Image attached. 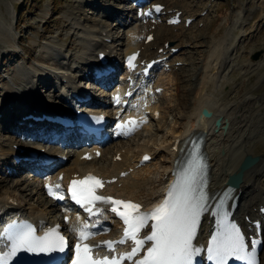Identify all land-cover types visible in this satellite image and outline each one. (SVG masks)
Masks as SVG:
<instances>
[{"label": "rangeland", "instance_id": "obj_1", "mask_svg": "<svg viewBox=\"0 0 264 264\" xmlns=\"http://www.w3.org/2000/svg\"><path fill=\"white\" fill-rule=\"evenodd\" d=\"M97 1L98 0H0V21L4 25L3 31H0V105L5 98L10 97V99H12L11 97H13V99H17L18 102L20 101L21 104H19V106L22 110L23 105H26L25 102L28 101L27 97H30L32 94L35 96H42L43 94L46 100H52L53 95L58 96L59 93L54 90L56 89L55 85L59 83V75L65 69L68 70L69 66H71L72 69L81 66L79 62H83L81 61L83 57L90 55L86 47H89L90 50L92 48H97V46L95 47L87 43L88 39L90 40L93 38V40L95 42L97 41L96 43L100 45L102 41L100 32L102 31L106 34L113 35L115 44L119 48L126 44L125 36H121L122 30L116 27L115 17L111 20H107L104 14H102L108 11L107 6H114V8L118 7L120 9L124 7V3L121 2V0H100V4H102L104 8L99 10L98 7H92L94 2ZM172 1L183 2L182 6L184 9L191 11L195 16L199 17L195 25L185 32L181 27L170 28L173 29L175 36H180L179 42L170 39L171 42L178 43L175 47L178 46L179 43H182V41L184 43H182L181 46L184 44L188 46V48H186L187 50L184 51L185 54L183 53L182 59L177 56L174 58L173 63L183 61L184 63L187 62L188 66L181 68L183 72L181 71L178 76L179 84L177 86L179 91H175L176 95H174V98L167 101L162 99V101H160L162 106H164V108L162 107L163 110H165L164 113L166 116L164 117L163 115L164 121L160 124L150 126L151 129L142 132L138 139L136 138V140L129 141L126 144L136 147V143L140 139L148 141L151 145L154 144L153 147L158 148L161 146V148H163L165 146L163 143L165 140L164 136L182 128L181 125H183L184 122L183 113L187 112L183 110V107L186 105V107L189 106L193 108L201 98L202 92L204 93L205 91V93L208 94L211 92L213 99L217 98L215 102L220 104L229 103L227 109L229 112H227L228 114H224V116L228 120L231 119V123L235 120V116L239 118L243 115L244 118H247V123H244L243 129H241L245 131V125L249 124L250 126L247 132L249 133L248 137L250 138V142L247 146L252 148L251 154L253 156H259L264 160V54L258 61L252 59L256 52L261 50L264 51L263 23H259V25L257 23L261 18L264 21V0H249V2L248 0H241V2L239 0L238 4L235 5L234 2L237 3V0H218V3L215 4L213 8L210 7L211 10L209 9L210 12L209 14H207V12L206 16L200 15L202 9L206 8L205 4L207 0ZM246 2H248V5ZM233 5L236 6L235 10H233ZM230 14L233 15V25H229L228 18ZM238 18L243 22L241 27L237 26L238 23L236 19ZM240 21L238 22L240 23ZM159 23L163 24L161 22ZM202 24L203 26H200ZM105 29H107V31H104ZM257 29L258 31H256ZM252 30L256 32H253V34L247 38L249 39L251 36H254V38L251 40L243 39L240 48H238L239 43H236L235 36L240 34L243 35L244 32L248 33ZM144 32L143 30L142 35ZM224 37L228 39V45L225 47V50H223L225 55L230 52V49L233 47H235L236 51L238 50L237 56H234V60L233 58L230 59L229 54L226 55L231 61L233 60L232 63L238 70H233L231 66L230 69L223 74L220 81L216 83L215 90L210 89L209 91L207 87L205 90H202L203 85L207 82L204 83L205 71L199 69L202 65L199 63L203 62V55H205L210 48L218 45ZM174 38L176 39V37ZM193 45L198 49L196 48L193 50ZM130 46L134 47V45L128 43V49ZM192 63L194 65H190ZM199 70L200 75L198 80H196V83H192L193 80L196 79L195 75L199 73ZM78 74V71L74 72L75 76H78ZM208 74L211 73L209 72ZM167 76L165 79H167ZM170 78L172 79L171 75ZM162 79L165 80L164 78H158L157 80H152V82H158ZM36 81L38 86H40L39 90L36 88L33 89V85L36 84ZM61 82L63 81L61 80ZM47 83H50V85L53 84V88L48 89L49 85H47ZM122 86L125 87V84ZM195 86H198V88L195 89ZM148 87L151 88L149 83H147L146 86H141L142 96L144 93L143 91L148 89ZM34 95L32 96L35 97ZM94 95H97V101L99 99V93L95 92ZM177 95L178 97L176 99ZM30 98L32 99V97ZM103 102L109 104L106 97ZM10 103L13 102L8 100L6 104L8 105ZM152 103L156 109L159 108V105L154 102ZM6 108L7 106L2 108L1 111ZM118 111L116 110V113ZM240 112L243 113L241 116ZM146 119H148V116H146ZM181 120H183V122ZM11 125V122L10 126L9 123H0V162L2 158H4V161L8 159L9 162L12 163L11 159H16L17 156V153L13 152L10 148V143L12 144L15 140L10 139L12 135H8L5 129V127L11 129ZM238 127L239 125H237L236 119L234 128L237 130ZM217 135L218 136L215 138L216 140L213 139L211 143L217 142L218 145H233L232 143H227L232 141L231 136L227 137V141L224 142V139L221 140L220 133H217ZM245 137L247 136L245 135ZM168 138V140H170V135ZM13 139H16V136H14ZM160 141L163 144H161ZM114 145L115 144L109 145L106 150L110 151V146ZM214 148L223 149L221 145L214 146ZM2 150L5 152H2ZM211 150H213V148H211ZM221 150L220 156L223 158L225 155H223L224 153L221 152ZM109 157L110 156L107 157L106 154L105 158L103 157L104 160L96 162L95 164L98 165V167H105L108 169L110 166ZM161 159H157L153 166L152 164L150 165L149 173H146L148 176L146 175L145 178L138 177L139 179L136 180V194L132 192L133 195L131 194L132 197L129 196L130 198H146L148 193L149 195L154 194L160 188V168L163 165L167 166L168 162L163 156ZM3 165L4 164L0 163V196L2 195L0 200L3 198L8 199V196L15 197L23 201V204H27V206L30 207H43V209L46 207L48 210L47 213L50 216L57 215L56 209L68 208L65 207V205H58L56 207L47 205L50 204V202H47V200L43 198V194L38 185L34 183L35 180L19 175H9L8 173L2 175L1 172L5 169ZM105 168H103V170ZM116 168L118 169L119 167ZM226 171L229 170L227 169ZM217 174H219V171ZM262 185L264 186V177L261 176L259 185L255 188V190L258 189L259 192L256 193L255 191L254 193L255 196L260 198L264 196V187ZM161 191L162 190H160V192ZM261 194H263V196H261ZM256 199L255 197L253 198V200Z\"/></svg>", "mask_w": 264, "mask_h": 264}, {"label": "snow or ice", "instance_id": "obj_2", "mask_svg": "<svg viewBox=\"0 0 264 264\" xmlns=\"http://www.w3.org/2000/svg\"><path fill=\"white\" fill-rule=\"evenodd\" d=\"M156 11H160L159 5L156 6ZM148 39L151 40L152 37ZM135 58H129V66H132ZM109 71L107 67L98 68L97 79H104ZM115 99L119 103V97ZM136 125L135 120H129L126 124L118 123L117 134L126 135L134 131ZM121 129L124 131H120ZM148 159L150 158L144 157L145 161ZM206 171L204 157L194 151L187 166L176 173V179L164 200L149 212L142 211V206L138 203L97 195L96 190L102 187L103 182L95 176L88 175L82 180H73L68 188L71 200L90 216L97 217L101 214L100 210L95 208L97 203L110 205L111 212L125 225L124 240L119 243L131 240L134 245L131 251L119 259L104 257L97 260L92 255V248L79 241H86L92 234L98 233L81 230L73 249L69 248L66 238L60 234L59 226L49 228L43 235H37L31 224L17 225L13 222L7 230L11 248L8 253L0 256V264H9V260L20 252L51 256L66 250L74 252L71 264H122L124 260L133 261V264H203L204 249L196 246L194 240L197 239L203 215L209 211L210 196L207 191ZM45 187L49 196L57 200L65 198L61 193L60 184ZM221 207L218 205L213 213L219 219L215 233L207 243V261L211 264H230L234 259L244 261L245 264H259L256 246L260 242L252 240L250 244H246L241 228L228 220ZM67 219L65 217V220ZM145 230L146 234L141 237L142 231ZM106 246L109 250L113 248L112 242H107ZM141 253L143 254L140 255ZM135 257L139 258L133 260Z\"/></svg>", "mask_w": 264, "mask_h": 264}, {"label": "bare ground", "instance_id": "obj_3", "mask_svg": "<svg viewBox=\"0 0 264 264\" xmlns=\"http://www.w3.org/2000/svg\"><path fill=\"white\" fill-rule=\"evenodd\" d=\"M200 1V0H199ZM198 1V2H199ZM97 2H100V0H98ZM97 2H94V3H97ZM163 4H168L169 5V8H178V9H181L182 11L184 10L185 12H186V15H188V16H193L194 15V13H192L191 11H189V10H186V9H184V7L182 6V3L183 2H177V1H172V0H168V1H166V3L165 2H163V1H161ZM209 2H210V4H209ZM218 3V0H208V2H206V4H205V6L207 5V6H209V8L211 7V8H213L214 7V5L215 4H217ZM170 4H176V5H170ZM96 8V7H95ZM234 8H236V6H234L233 7V10H234ZM211 10V9H210ZM210 10L208 9V14H209V12H210ZM108 11H109V9H108ZM190 13H192V14H190ZM236 18V17H235ZM241 18V17H240ZM228 20H229V25L231 24V25H233V15L232 14H230L229 15V18H228ZM236 21H237V26H239V27H241L242 26V24H243V22H241L240 21V19L238 18V19H236ZM235 21V22H236ZM238 21H240V23L238 22ZM161 23H163L162 21H160ZM201 22V21H200ZM259 22H261V23H264V21L262 20V18L257 22L258 24H259ZM3 28H4V25H3V23L0 21V31L2 30L3 31ZM170 28H173V27H167L164 23L163 24H160V23H158L157 24V27H156V40H155V42L158 44L159 42H160V47H162L163 46V43L164 42H167V41H171V40H176V41H180V39H179V37L180 36H175L174 35V32H173V29H170ZM182 29H184V27L182 28ZM130 30H132V29H130ZM129 30V31H130ZM104 31H107V29H105ZM128 31V32H129ZM145 31V30H144ZM253 32H255V30H252L251 32H248V33H246V32H244V34L242 35V34H240V35H236L235 36V39H236V43H238L237 41H239V39H241L243 36H245V38H247V37H249L251 34H253ZM246 33V34H245ZM144 34H145V32H144ZM138 35L136 34V32L134 33V35H133V38H134V40L136 41V37H137ZM174 37H176V39L174 38ZM171 39V40H170ZM127 40H128V43L130 42V40H129V38H127ZM87 43H89V44H92L93 46H95L96 47V44H94V43H92V41L90 40H88V42ZM127 43V44H128ZM182 43H184L183 41H182ZM182 43H179V45L178 46H176V47H183L184 49L185 48H188V46H187V44H184L183 46H181L182 45ZM113 44H115V41H113ZM130 44V43H129ZM172 44H173V46L172 47H175V45L176 44H178V43H173L172 42ZM130 45H132V44H130ZM136 45V43H134V46ZM152 45H154V44H151V46ZM228 45V39L227 38H223L219 43H218V45H215V46H213L212 48H210V50L209 51H207L206 53H205V55H203L204 56V60H203V62H201V63H199V64H202L201 65V67H199V69H203V71H205V73H204V79L203 80H205L204 81V83H206V84H204L203 85V89H202V85H201V89L202 90H205V88L207 87V88H209V91H210V89H212V90H215L216 88V83L218 82V75H219V73H220V71H221V69L225 66V64L227 65L228 63L227 62H229V58L226 56L227 54H229L230 52H228L226 55L224 54V51L223 50H225V47ZM187 46V47H186ZM133 48H135V47H133V46H130L129 47V49H128V47H127V49L128 50H132ZM193 50L194 49H196L197 47H195V45H193ZM198 49V48H197ZM185 50H187V49H185ZM184 50V51H185ZM154 53H156V52H154ZM174 58H176V57H173V60H174ZM182 59V58H181ZM82 61V60H81ZM185 61V60H184ZM178 62V61H177ZM180 62H183V61H180ZM230 62H231V60H230ZM78 63V62H77ZM183 64L185 65V67L186 66H188V64H187V62H183ZM173 65V64H172ZM190 65H194L193 63L192 64H190ZM173 66H175V65H173ZM182 67H184V66H182ZM162 70V69H161ZM64 71H70V70H64ZM156 71V70H155ZM155 71H154V73H155ZM183 72V71H182ZM209 72H211V74H208ZM157 73V72H156ZM172 73V72H171ZM171 73H169V74H166V75H163L162 73H161V76L159 77V78H164L165 79V77L167 76V75H169V76H167V79H165V80H160V81H154V82H152V80H157V79H155V76L154 75H152V77H151V79H149L148 81H146L147 83H149L150 84V86H151V88L150 87H148V89H146L145 91H143L144 93H143V96H142V94H141V92H142V90H141V86H146V84H143V85H139L138 86V88H137V90H136V86H135V88H134V95L136 96V98L134 99L135 101H133L132 102V105L135 103L136 104V108L135 109H131V111H130V113H136L137 111L139 112L138 114H140V115H142L145 119H146V116H148V118L149 117H155V116H153L154 114V112H155V110H156V108H155V106L153 105V103L152 102H154L155 104H157V105H159V108H157L158 110H159V112L161 113L160 114V117H161V122L164 120V117L166 116L165 115V113H164V111L165 110H163V108H164V106H162V104H160V103H158L157 101H158V96L157 95H155V94H151V93H153L154 92V88H156L157 86H163L164 87V92L162 93V96L163 95H166L167 93H168V95L170 96V100L172 99V98H174V95H176V92L175 91H177L178 90V84H179V80H178V77H177V80H176V78H175V80H174V77L172 76V74ZM170 75L172 76V79L170 78ZM199 75H200V70H199V73H197L196 75H195V78L196 79H194L193 80V82L192 83H196V80H198V78H199ZM142 78H143V76H141ZM63 79H66V77H64V74L63 73H61L60 75H59V83H57L58 85H55V90L54 91H58V90H60V88L62 89L63 88V84H62V82H61V80H63ZM171 79V80H170ZM46 81V80H45ZM69 81V83L72 81V80H68ZM177 81V82H176ZM162 82H164V83H162ZM174 83H176L175 85H174ZM192 83H191V85H192ZM44 84V83H43ZM123 84H125V83H122V85ZM171 84V88L168 86V85H170ZM47 85H49V87H48V89H52L53 87H52V85L53 84H51L50 85V83H47ZM137 85V84H136ZM194 85V84H193ZM198 85V84H197ZM218 85V84H217ZM65 86H67V84H65ZM173 86H175L174 87V89H172L173 88ZM192 87V86H191ZM218 87V86H217ZM37 89V90H39L40 89V86H38V84H37V81H36V84L35 85H33V89ZM83 88V87H82ZM82 88H76L75 89V91H76V93H78V94H81V92H82ZM196 88H198V86L196 87L195 86V89ZM215 88V89H214ZM64 89V88H63ZM125 89V88H124ZM153 89V90H152ZM171 89V90H170ZM87 90H89V89H87ZM202 90H200V91H202ZM207 90V89H206ZM179 91V90H178ZM177 91V92H178ZM44 92H47V91H44ZM149 93V94H148ZM210 94H208V93H205V91H204V93L202 92V96H201V98L199 99V101L193 106V108H190L189 106H187L186 107V105L183 107V110L184 111H187V112H184L183 113V118H184V122H183V120H181L182 122H183V125H181L182 126V128L180 129V130H176V131H174L173 133L172 132H170L171 134H166V136H164V141H163V143H164V149H165V152H159V154H158V152L157 151H152V150H150V146L151 147H153L154 146V144H150L148 141H142L144 144H139L136 148L134 147V148H131V146H129V145H127L126 143H122L121 142V144L120 143H117V145H115L113 148H115V147H117V148H121V147H124V148H126L127 150H128V153H127V155L125 156V163L123 162H121V163H114V162H112V158H113V156L114 155H110V163H111V166L110 167H112L113 169H116V170H122L124 167H127V168H129V166H132L133 165V162L136 160V158L138 157L137 156V153H138V155L139 154H141V153H143V152H145V151H147L148 153H150L153 157H154V159H156L157 157H158V155H161L160 157H165V159H166V161H170V160H172V158L174 157V156H176V151H172V150H170V147H169V145L173 142V139H175L176 137H181V138H183V139H186L187 137H189L190 135H191V133H193V132H199V131H207V133H208V135H210L211 137L212 136H214L213 138H212V140L210 141V145H211V147L213 148V157H214V159H213V164L215 163L216 164V167L218 168V170L217 171H219V174L221 175V178H223V179H219V181H218V183H214L213 184V188H214V190H218V188L219 187H223L224 185H228L226 182H227V179H228V177L231 175V174H233V173H236L238 170H239V166H240V164H241V162H242V159L246 156V155H251V153H252V148H250V147H248L247 145H248V143L250 142V138L248 137V135H249V133H247L248 131H249V129H250V126H249V124H247V125H245V127H246V129H245V131H242L241 129H243V126H244V123H247L246 122V120H247V118H244V116L242 115V117H239V118H237L236 116H235V120L234 121H232V123H231V119L229 120L230 121V127H229V129H228V131L227 132H224L223 131V128L221 127L218 131H215V121H216V119L217 118H219L220 116H223V121H222V126H224L225 125V119H226V117L224 116V114H226L227 112H229L227 109H228V105H229V103H225V104H220V103H217V102H215V100L217 99H213V97H212V95H211V92H209ZM35 96V95H34ZM142 96V97H141ZM177 97H178V95L176 96V99H177ZM12 99H11V101L13 102V103H10V105H11V108H9V104L7 105V108L5 109V110H3L2 112H3V118H5L6 117V120H0V123H2V124H5V123H9V126H10V117H13L12 116V114H16V115H20L21 114V112L24 110V109H28L29 108V110L30 109H32V108H34V109H38V107L35 105V103L36 102H34L31 98L29 99V97H27L28 98V101H26L25 103H26V105H23V109L21 110V107L19 106V104H21L20 103V101L16 104L15 103V100H17V99H13V97H11ZM153 98H155V99H153ZM14 100V101H13ZM10 101V100H9ZM30 101H33L34 103L32 104V105H29L30 104ZM147 102V106H146V108H145V110H143L142 109V104H143V102ZM29 102V103H28ZM187 102V101H186ZM189 102V101H188ZM219 102V101H218ZM5 104V100H3L2 101V104L1 105H4ZM1 105H0V108H1ZM230 106H231V104H230ZM17 107H20V108H17ZM53 107V106H52ZM163 107V108H162ZM55 107H53V109H54ZM204 108H207L208 110H210L211 112H213V116H212V118H200V115L202 114V110L204 109ZM2 109V108H1ZM100 109H103V108H100ZM191 109V110H190ZM247 109V108H246ZM67 111H69L68 109H66ZM116 110L118 111V109H112L111 111H109V110H106L105 112H104V114L105 115H107V116H111V115H113V114H115L116 113ZM146 110H148V113L146 112ZM229 110H230V108H229ZM102 111V110H101ZM119 112V111H118ZM117 112V113H118ZM153 112V113H152ZM243 112V111H242ZM70 113V117H72L73 116V113H71V112H69ZM228 114V113H227ZM241 114H243V113H241L240 112V116H241ZM163 115H164V117H163ZM236 119H237V125H239V127H238V129L236 130V128H234V122H236ZM147 120V119H146ZM250 121V120H249ZM161 122H159V123H161ZM241 122V123H240ZM241 125V126H240ZM150 125H148V127H149ZM148 127H145V129H147ZM235 127H236V124H235ZM244 127V128H245ZM255 127V126H254ZM16 129H20V127L18 126H15V125H11V130H16ZM151 129V128H150ZM217 133H220V137H221V140H223L224 139V142L225 141H227V137H229V136H231V138H232V141H230V142H227V143H232L233 145H229V144H224V145H222V144H217V142L216 143H211L212 141H213V139H215L218 135H217ZM147 134V133H146ZM169 135H170V140H168L169 138ZM245 135L247 136V137H245ZM171 137H172V140H171ZM18 136H16V139H12V140H15L14 142H17V140H18ZM132 140L133 139H135V138H131ZM138 139V138H137ZM140 140V139H139ZM216 140V139H215ZM129 141H131V140H129ZM13 142V143H14ZM161 142V141H160ZM159 142V143H160ZM221 142V141H220ZM11 144L10 143V148H11V150L13 151V152H15V153H17V156H16V159H11V161H12V163L11 162H9V160L8 159H6L5 161H4V158H3V160H1V162L0 163H2V164H4L3 165V167L6 169V172H5V169H4V171L3 172H1L2 173V175H6V173L8 172V168L9 167H12L13 165L12 164H14V163H16V161L18 160V159H20V157H21V155H20V152H18V150H16V149H14L13 148V145L14 144ZM18 143V142H17ZM152 143V142H151ZM162 142H161V144H163ZM221 145V147H223V149L226 151V153H225V156L222 158L221 156H220V152L219 151H215L214 149H216V148H214V146L216 147V146H220ZM159 146H160V144H159ZM139 147H141V148H139ZM158 147V146H157ZM116 148V149H117ZM158 148H161V146L160 147H158ZM106 149L107 148H105L104 150H103V156H102V158H101V161H102V159H103V157H104V154H105V152H106ZM116 149H114L113 150V152H114V154H115V150ZM167 150L169 151V153H167ZM2 152H5V151H3L2 150ZM156 153V154H155ZM131 154L132 155H134L133 157L131 156ZM12 155V154H11ZM13 161H14V163H13ZM82 164H85V163H82ZM115 164V165H114ZM152 164V162L149 164V165H147V166H143V167H140L141 169L140 170H138L137 171V173H138V177H142V178H145V176L149 173L148 171H149V168H150V165ZM165 164V163H164ZM74 165H75V167L78 169V170H85V171H87V170H90V167L91 166H89V167H87L86 168V166L84 167V166H81L80 167V165L81 164H79L78 162H77V160L75 159V161H74V163H73V167H74ZM259 166H261V165H259ZM73 167H70V168H68L67 170H65V171H68L69 169L72 171L73 170ZM116 167H119L118 169L116 168ZM121 167V168H120ZM133 168H135L134 166H132ZM174 166H173V164L171 165H169L168 163H167V166H162L161 168H160V175H159V181H164L163 179H162V175H164V173L163 172H165V171H171L172 170V168H173ZM83 168H85V169H83ZM95 168L97 169V167L95 166ZM103 168H105V167H102L101 168V171L102 172H105V170H106V168H105V170H103ZM165 168V169H164ZM164 169V170H163ZM229 170V171H226V170ZM15 171H17V169H14ZM148 172V173H147ZM147 173V174H146ZM8 175V174H7ZM148 176V175H147ZM264 177V169H262V170H259L258 172H257V170H252L251 172H248L245 176H244V183L240 186V188H239V191L241 190L242 191V195H241V198H240V200H241V206H240V208H239V210H237L238 212H237V214L238 215H240V217H241V219H239V220H241V221H243V219L247 216V215H251V214H253L254 216H255V218L258 216V212L256 211V212H254V209L257 207V210H258V208H259V206H260V204L262 203V202H264V196H263V194H261V196H263L262 198H260V197H257V198H259L258 200L256 199V197H255V199L256 200H251L250 201V203L248 202V200H250V196L252 195V194H254L255 193V188L257 187V185H259V182H260V177ZM216 179V178H215ZM216 180H218V179H216ZM262 182V181H261ZM165 185L166 184H164V186L160 189V190H162L163 191V189H164V187H165ZM263 186V185H262ZM264 187V186H263ZM262 189V188H261ZM160 191H159V189L155 192V193H159ZM259 192V190L257 189V191H256V193H258ZM262 192H263V190H262ZM154 193V194H155ZM261 193V192H260ZM122 194H125V195H127L128 197L129 196H131V194L133 195V193H132V191L131 190H128V192L124 189L123 190V192H122ZM2 196V195H1ZM0 196V197H1ZM260 196V195H259ZM11 196H8V198H10ZM132 197V196H131ZM130 198V197H129ZM135 198V197H134ZM138 199H141L140 197H138ZM7 200L8 199H6V198H3V199H1L0 200V202H1V206H2V204L3 205H5L6 204V202H7ZM20 200V199H19ZM49 201V200H48ZM61 201H63V200H61ZM253 204V205H252ZM29 208H28V214H31V212H34V214L32 215L33 216V220H38V215H41L42 214V212H43V210H40L39 208H43V207H36V206H32V207H30V206H28ZM244 207H246V209H244ZM46 208V207H45ZM20 209V208H19ZM18 209V210H19ZM10 210L11 211H13L14 210V207H11L10 208ZM17 210V211H18ZM38 211V212H37ZM72 212L73 213H71V216L73 217L72 218V221H71V225H72V227H73V229L74 228H76V229H81V230H85V229H88L90 226H91V223L92 222H90V221H86L83 217H82V215L81 214H77V213H75L76 211L75 210H73L72 209ZM13 214V213H12ZM6 220H10V217L9 218H7ZM201 238H203V237H199L198 236V239H201Z\"/></svg>", "mask_w": 264, "mask_h": 264}, {"label": "water", "instance_id": "obj_4", "mask_svg": "<svg viewBox=\"0 0 264 264\" xmlns=\"http://www.w3.org/2000/svg\"><path fill=\"white\" fill-rule=\"evenodd\" d=\"M259 56H260V53L255 54L254 59L255 60L258 59ZM202 113L206 117L212 116V113L209 112L207 109H204ZM220 125H221V119H218L216 121V126L219 127ZM259 160L260 159L258 157L247 156V158L243 161L239 172L231 176V182H233V184H241L245 171L251 168L252 166H254L255 164H257Z\"/></svg>", "mask_w": 264, "mask_h": 264}]
</instances>
